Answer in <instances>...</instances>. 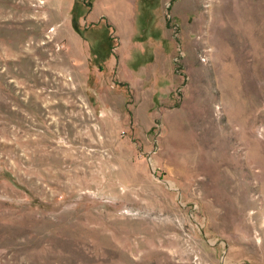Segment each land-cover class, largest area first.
Returning a JSON list of instances; mask_svg holds the SVG:
<instances>
[{"label":"rangeland","instance_id":"rangeland-1","mask_svg":"<svg viewBox=\"0 0 264 264\" xmlns=\"http://www.w3.org/2000/svg\"><path fill=\"white\" fill-rule=\"evenodd\" d=\"M0 264H264V0H0Z\"/></svg>","mask_w":264,"mask_h":264},{"label":"bare ground","instance_id":"bare-ground-1","mask_svg":"<svg viewBox=\"0 0 264 264\" xmlns=\"http://www.w3.org/2000/svg\"><path fill=\"white\" fill-rule=\"evenodd\" d=\"M120 2H121V1H120ZM125 2H126V1H124V3H125ZM124 3H123V4H124ZM125 4H127V3H125ZM125 4H124V5H125ZM125 6H129V4H128V5H125ZM121 8H122V7H121ZM123 10H124V9H123ZM126 10H127V9H126ZM125 12H126L125 10L122 11V12H121V17H120V20H121L123 23L125 22V19H126V16H127L126 14H127L129 11L126 12V13H125ZM117 15L119 16L120 14H117ZM73 37H74V36H73ZM70 38H71V37H70ZM73 39H74L73 42L75 43V44H73V45H74V46H73V47H74V50L79 54V51H80V48H81V47H80V44L77 42V40H76L75 38H72V40H73Z\"/></svg>","mask_w":264,"mask_h":264}]
</instances>
